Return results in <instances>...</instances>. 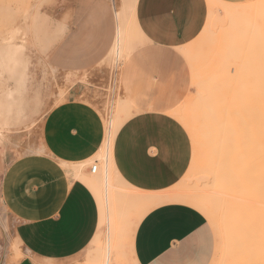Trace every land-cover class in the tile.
Segmentation results:
<instances>
[{
    "label": "rangeland",
    "instance_id": "obj_1",
    "mask_svg": "<svg viewBox=\"0 0 264 264\" xmlns=\"http://www.w3.org/2000/svg\"><path fill=\"white\" fill-rule=\"evenodd\" d=\"M208 1L198 33L163 49L143 38L136 0H0V264L30 256L14 236L16 225L56 209L67 192L70 205L77 204L73 212L92 231L88 244L71 258L31 257L35 263L104 264L108 252V264H136L130 240L151 204L132 192L178 197L203 186L206 170L224 169L232 152L227 129L242 96L230 85L258 82L264 67V0ZM236 11L240 26L230 21ZM250 89L246 96L252 93L251 106H257L254 85ZM70 101L94 111L104 130L100 149L80 162L52 158L43 141L46 116ZM128 123L138 128L143 148L149 144L148 155L175 163L162 167L166 186L142 189L107 165L106 154L115 155ZM106 174L115 186L107 196ZM231 184L217 218L176 201L210 220L217 242L212 264H264V189L247 180ZM10 208L29 213L12 215Z\"/></svg>",
    "mask_w": 264,
    "mask_h": 264
},
{
    "label": "crops",
    "instance_id": "obj_2",
    "mask_svg": "<svg viewBox=\"0 0 264 264\" xmlns=\"http://www.w3.org/2000/svg\"><path fill=\"white\" fill-rule=\"evenodd\" d=\"M221 1L242 3L250 0ZM206 12L207 0H136L135 4L136 22L143 38L163 49L190 41L200 30ZM137 131L138 128L129 123L120 129L115 155L112 154L114 169L116 167L127 182L136 183L142 189L166 186L169 177L164 176L162 167L176 166L175 163L167 164L168 160L148 155L149 144L143 148ZM43 135L44 146L51 157L64 162L91 158L104 140L98 115L80 109L73 101L46 116ZM146 193L158 196L149 202L151 205L137 222L130 240L136 264L215 263L216 233L208 219V211L181 195ZM70 198L67 192L56 209L16 225L14 236L17 235L21 244L29 246L30 252V256L16 264H36L33 258L65 260L84 250L92 231L87 228L82 214L73 212L71 207L77 204L71 206ZM176 199L198 208L208 217ZM10 211L12 215L29 213L16 208ZM30 213L34 215V210Z\"/></svg>",
    "mask_w": 264,
    "mask_h": 264
},
{
    "label": "bare ground",
    "instance_id": "obj_3",
    "mask_svg": "<svg viewBox=\"0 0 264 264\" xmlns=\"http://www.w3.org/2000/svg\"><path fill=\"white\" fill-rule=\"evenodd\" d=\"M212 1L214 2V0H212ZM212 1H211V3L213 5L214 3ZM211 3H209V4L211 5ZM212 5L209 7L212 8ZM240 5H243V4H240ZM246 5H249V4H246ZM213 11L214 10H212V12ZM238 11H236L235 15H237ZM239 13H241V10ZM229 17H230L231 22L237 23L239 21V19L241 21L242 15H237L236 19H232L231 15H229ZM229 17H228V20H229ZM247 17L245 15V18H243V20L247 21V20H245V19H247ZM233 18H235V17H233ZM240 21L238 22L239 26L241 25ZM244 21H242V22H244ZM244 23H246V22H244ZM247 24H249V23H247ZM247 24H245V25H247ZM236 26H237V24H236ZM242 26H244V25H242ZM244 27H246V26H244ZM229 28L231 30L235 29L233 26H231ZM248 29H249V27H248ZM122 30H123V28L118 27V36L115 40V46H114V50L116 52L118 49H120L118 47V44L121 40ZM231 30H229V31H231ZM231 33H233V32L231 31L230 34ZM118 52H119V50H118ZM263 74H264V67L262 68V71H261L260 76L258 78L259 80L257 79L258 82L254 83L253 79L251 80L250 78H247L244 80V82L241 85H236V84L230 85L231 90L239 92V95H242L241 97H239V99H237L238 103L236 105L235 112L230 117V119H232V125L230 127L231 129L230 128L227 129V130H230V131H228V136H229V134H230V136L229 137L225 136V138H227V137L229 138V140L228 139H226V140L230 142V144L228 146H230V148L232 149V152H229L232 155V158H230L231 155L226 156V158L228 160L225 161V164L223 167L224 169H221L220 173L217 172L215 168L214 169L210 168V172H208V170H206V173H205L206 177L202 178L205 180V182H204L205 184L203 186H200V187L197 186L199 188H192L188 192L178 194V195L187 197V198L197 202L204 209H206L210 214H212L215 218H217V213H218V211H220V208L222 207V204L224 203V198H223L224 191H226L227 187H228V189H230L231 187L234 188L233 184L230 185L231 180H235V179L247 180L249 182H253L255 188H263L264 189V75ZM261 75H263V78L261 77ZM260 80H261V82H260ZM252 85H254V89L256 91V94L259 96V97L257 96V103H258L257 106H251V98H253V97H251L252 93L248 92V94L246 96V90L249 89V91H250L251 90L250 88ZM111 123H113V122L110 121V123H109L110 127L112 126ZM118 124L119 123H115L114 125L117 126ZM227 143L228 142H226V144ZM105 158H106L107 165H109L110 169L115 170L114 166H113V162H112V153L108 152L106 154ZM104 176L105 177L103 178L101 183L103 182V188H104V191L106 192L105 194L107 196L109 194V191L113 190V188L115 186L112 185V183H111L112 179L111 180L109 179V178H111V177H109V175L106 174ZM86 181L88 183L90 181V177L86 178ZM93 184H95V182ZM250 184H252V183H250ZM135 190H136L135 192L134 191L132 192L133 195H136L137 193L140 192V195L141 196L143 195V197L147 198L149 200V202L158 196V195L146 193L147 191L142 192V191H139L137 189H135ZM134 193H136V194H134ZM100 204L102 206L101 202H100ZM226 208H227V206H226ZM101 210H102V207H101ZM104 213H105V211H104ZM220 215H221V213H220ZM219 225L221 226L222 224L220 223ZM109 259H110L109 253L107 252L106 256H105L104 264H108Z\"/></svg>",
    "mask_w": 264,
    "mask_h": 264
},
{
    "label": "built area",
    "instance_id": "obj_4",
    "mask_svg": "<svg viewBox=\"0 0 264 264\" xmlns=\"http://www.w3.org/2000/svg\"><path fill=\"white\" fill-rule=\"evenodd\" d=\"M92 172H95L97 170V165H93L92 168H91Z\"/></svg>",
    "mask_w": 264,
    "mask_h": 264
}]
</instances>
